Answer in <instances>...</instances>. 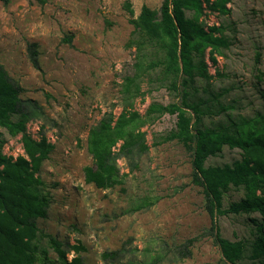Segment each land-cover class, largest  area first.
Here are the masks:
<instances>
[{
	"label": "rangeland",
	"instance_id": "374dc122",
	"mask_svg": "<svg viewBox=\"0 0 264 264\" xmlns=\"http://www.w3.org/2000/svg\"><path fill=\"white\" fill-rule=\"evenodd\" d=\"M161 2L0 0V64L32 109L27 132L53 144L38 172L49 207L37 225L70 244L80 241L87 264H105L100 254L121 247L126 253L117 264H221L201 188L191 181V151L172 136L177 113L159 108L181 106L192 133L251 123L264 111V0H230L224 14L203 3L198 22L205 30L220 26L214 34L229 45L214 53V64L206 48L209 76L193 75L185 84L181 75L177 89L165 71L164 51L145 41L132 23L143 6L157 11ZM129 112L143 121L138 129L147 150L116 158L122 181L115 187L86 183L83 168L92 163L89 129L105 117L113 124ZM0 132L1 152L22 155L20 135H9L2 125ZM239 158V148L224 144L205 164ZM242 196V188L229 189L222 209ZM253 220L259 222L260 215L220 214V235L249 242L256 234ZM49 255L55 256L51 250Z\"/></svg>",
	"mask_w": 264,
	"mask_h": 264
},
{
	"label": "trees",
	"instance_id": "16d2710c",
	"mask_svg": "<svg viewBox=\"0 0 264 264\" xmlns=\"http://www.w3.org/2000/svg\"><path fill=\"white\" fill-rule=\"evenodd\" d=\"M229 2L162 0L157 11L143 6L139 16L132 20L145 41H154L164 51L165 71L171 74L173 89H177L176 81L181 75L185 84L193 75L209 76L204 62L206 48L214 64V53L228 47L222 34H214L221 27L210 26L205 30L198 16L203 12V3L211 11L224 14ZM187 10L192 11L191 16H186ZM31 61L38 68L35 51L31 53ZM19 92L20 87L0 64V125L9 135H20L23 149V154L16 157L3 154L0 137V264H87L81 256L85 247L80 241L70 244L43 232L37 225L38 219L47 217L49 207V197L38 172L53 144L44 135L35 139L27 132L32 109L26 108ZM159 109L160 113H177L172 136L191 151V181L201 188L211 220L210 235L219 249L221 264H264V111L251 123L229 124L220 131L196 129L192 133L191 118L181 106L170 104ZM128 114L120 113L113 124L112 117H105L89 129L87 151L92 163L83 168L86 183L101 189L115 187L122 181L116 158H128L147 150L144 133L138 129L143 121L136 112ZM224 144L239 148L240 158L231 164L206 165L207 158L219 153ZM231 188H242L243 196L222 209L223 196ZM227 212L260 215L259 222L253 220L256 234L251 241L228 240L220 235L217 216ZM125 253L124 247L105 250L100 258L105 264H117ZM184 253L190 254L189 250Z\"/></svg>",
	"mask_w": 264,
	"mask_h": 264
}]
</instances>
